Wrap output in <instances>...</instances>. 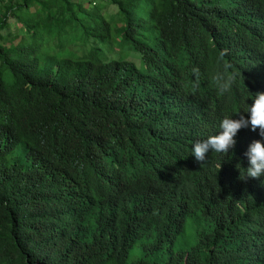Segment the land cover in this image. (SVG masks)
Wrapping results in <instances>:
<instances>
[{"label":"trees","instance_id":"16d2710c","mask_svg":"<svg viewBox=\"0 0 264 264\" xmlns=\"http://www.w3.org/2000/svg\"><path fill=\"white\" fill-rule=\"evenodd\" d=\"M103 1L0 0V33L23 30L0 43V264H126L137 245L133 264H264V176L240 178L259 129L202 167L192 155L264 93V0H107L117 21ZM223 63L236 80L221 96ZM191 217L207 227L176 251Z\"/></svg>","mask_w":264,"mask_h":264},{"label":"clouds","instance_id":"9594fccd","mask_svg":"<svg viewBox=\"0 0 264 264\" xmlns=\"http://www.w3.org/2000/svg\"><path fill=\"white\" fill-rule=\"evenodd\" d=\"M226 51L220 53L221 60L226 55ZM231 67V64L223 63L222 68L212 76V82L221 96L229 93L235 83L236 73L230 71ZM191 71L196 81L195 86L198 87L200 70L198 67H193ZM252 100L253 103L246 112L250 113L249 119H246L243 115H240L239 119L225 117L220 124V130H222L220 134L193 143L192 155L200 164V167L206 163L207 154L210 150L215 153H229L236 143L234 137L242 128H248L250 125L252 131L259 129V135L264 137V93H255ZM244 155L249 161V167L244 169V173H241L240 178L247 180L248 178L258 179L264 176V143L253 141ZM237 168L239 169L241 166L237 165Z\"/></svg>","mask_w":264,"mask_h":264},{"label":"rangeland","instance_id":"374dc122","mask_svg":"<svg viewBox=\"0 0 264 264\" xmlns=\"http://www.w3.org/2000/svg\"><path fill=\"white\" fill-rule=\"evenodd\" d=\"M90 1V0H89ZM195 2L201 4L203 0H194ZM211 3L214 6L228 9L232 6V3L230 0H210ZM104 5L103 12L105 16L112 20L117 21L119 19L118 9L115 5L111 4L109 1L105 0L102 2ZM12 25L10 28H7L3 31H1L0 35V43L7 48L13 46L14 44H17L21 38H22V31L17 25L14 24L13 20H11ZM119 23V22H118ZM121 25V23H119ZM92 43H82L77 42L72 45H68V49L71 52H75L77 55H84L87 53L91 47ZM100 47L103 48L104 53L107 58L113 59L120 57L119 50L117 46L112 45L109 41L103 43L100 45ZM127 55L124 56V58H127L128 60L132 61L133 63L137 65H141L140 61V55L136 53L134 50L130 48L125 49ZM207 227V224L199 217H191L188 219L184 230L177 238L176 244L174 246V249L176 251H185L193 248L196 246L198 241V234L205 230ZM165 252H157L155 254H150V259L155 262L163 263L165 260ZM144 256L143 251L140 249V247L137 245L135 246L129 254L128 261L126 264H133V262L137 261L138 259H141Z\"/></svg>","mask_w":264,"mask_h":264}]
</instances>
